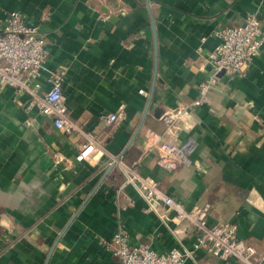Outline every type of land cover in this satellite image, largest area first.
Returning a JSON list of instances; mask_svg holds the SVG:
<instances>
[{"label": "crops", "instance_id": "1", "mask_svg": "<svg viewBox=\"0 0 264 264\" xmlns=\"http://www.w3.org/2000/svg\"><path fill=\"white\" fill-rule=\"evenodd\" d=\"M13 9L46 39L38 93L61 76L74 128H57L31 91L0 84V264H118L104 239L121 224L134 244L192 247L194 224L161 203L168 227L124 165L187 208L209 202L210 224L236 222L264 251V41L242 75L220 72L193 104L218 32L249 13L264 30V0H0V29ZM182 106L168 126L162 113ZM90 136L95 152L77 158ZM164 140H191L188 161L170 164ZM184 264L245 263L197 249Z\"/></svg>", "mask_w": 264, "mask_h": 264}, {"label": "built area", "instance_id": "2", "mask_svg": "<svg viewBox=\"0 0 264 264\" xmlns=\"http://www.w3.org/2000/svg\"><path fill=\"white\" fill-rule=\"evenodd\" d=\"M36 29L27 23L22 10L13 9L6 14L0 29V84L31 91L33 96L30 103L38 105L43 114L51 117L57 128H74L68 117L61 76L50 78L49 89L42 94L38 93L42 87L39 76L47 60V48L45 37L38 34ZM218 34L221 40L209 53L214 71L200 83L199 96L193 101L194 105L204 101L208 92L217 84L220 72H225L230 79L242 75L259 54L264 41V30L255 13L247 14L243 22L227 26ZM199 48L202 49V45ZM188 110V106L169 109L162 113L161 118L168 126L173 127L187 115ZM116 117L117 114L110 113L107 119L115 120ZM192 147L191 140L182 144L164 140L157 145L159 152L172 165L187 162ZM95 150V139L90 136L77 158H87ZM116 160L113 156L110 164ZM123 167L128 174L127 182L135 186L146 199L148 207L156 211L168 227L172 228L160 210L161 203L175 210L177 221L189 220L199 233L192 247L182 244L181 247L158 251L147 243H132L129 230L121 224L111 239H104L107 246L112 248L113 254L119 258L118 264H184L197 249H204L223 258L235 256L245 264H264V251L259 252L253 244L238 236L236 222L209 223V202L187 208L166 193L155 178L142 176L131 166Z\"/></svg>", "mask_w": 264, "mask_h": 264}]
</instances>
